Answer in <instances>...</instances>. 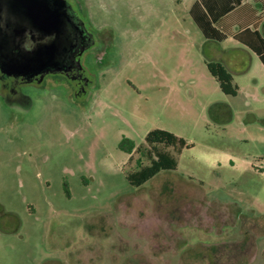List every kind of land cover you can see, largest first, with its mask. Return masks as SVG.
<instances>
[{
  "label": "rangeland",
  "instance_id": "1",
  "mask_svg": "<svg viewBox=\"0 0 264 264\" xmlns=\"http://www.w3.org/2000/svg\"><path fill=\"white\" fill-rule=\"evenodd\" d=\"M80 1L108 38L90 95L51 76L28 106L0 97V264H264V78L214 93L186 0ZM155 129L191 147L132 186L141 155L121 142Z\"/></svg>",
  "mask_w": 264,
  "mask_h": 264
},
{
  "label": "flooded vegetation",
  "instance_id": "2",
  "mask_svg": "<svg viewBox=\"0 0 264 264\" xmlns=\"http://www.w3.org/2000/svg\"><path fill=\"white\" fill-rule=\"evenodd\" d=\"M44 1L57 8L56 11L53 7L55 10L52 15L54 14L55 18L52 20L51 35L37 30L38 27L36 28L26 15L7 12L5 6L2 7V11L0 10V39L3 34L7 35L14 53L24 52L31 56L40 47H48L54 43L58 46L53 62L55 70H59V73L55 74H46L50 69L44 65L12 68L0 56V97L10 106L30 105L31 90L46 91L47 80L51 76L67 78L69 89L76 98L89 96L95 81L88 71L87 61L91 59L92 54L101 57L106 53L108 38L94 28L83 1ZM44 1L38 2L44 5ZM36 20L38 24L43 23L44 28L48 30L50 24L47 18L42 20L38 17ZM46 37L51 39L46 43L42 42ZM22 45L34 50L25 51Z\"/></svg>",
  "mask_w": 264,
  "mask_h": 264
},
{
  "label": "crops",
  "instance_id": "3",
  "mask_svg": "<svg viewBox=\"0 0 264 264\" xmlns=\"http://www.w3.org/2000/svg\"><path fill=\"white\" fill-rule=\"evenodd\" d=\"M186 1L187 20L184 21L188 24L187 32L190 38L197 40V43H188V50L195 48L196 58L206 67L208 61L222 63L232 74L234 84L239 88L238 95L242 90L241 81L251 79L254 85L259 86L260 79L257 76L261 75L264 78V75L252 73V70L253 67H259V64L264 68V63L256 51L264 48V0H243L231 11L226 9L232 0H207L213 10L212 18L216 20L214 27L226 35L223 41L206 38L196 23L192 9L200 0ZM196 12L199 17L208 19L202 8H198ZM208 73L204 75L208 87L216 94L226 95L209 70ZM212 110L216 113L215 119L221 123H230L234 120L232 105L228 103L217 102L212 106ZM259 121L264 122V117L259 118Z\"/></svg>",
  "mask_w": 264,
  "mask_h": 264
},
{
  "label": "trees",
  "instance_id": "4",
  "mask_svg": "<svg viewBox=\"0 0 264 264\" xmlns=\"http://www.w3.org/2000/svg\"><path fill=\"white\" fill-rule=\"evenodd\" d=\"M243 0H232L227 6V11L233 10L240 5ZM202 8L205 10V14L208 19L199 17L197 15V9ZM212 8L207 0H200L192 9V15L203 31L204 35L208 39L223 41L226 39V35L219 32L215 27V18H212ZM264 44V41H263ZM260 59L264 63V48L256 49ZM207 68L210 74L218 81L222 92L228 96L236 97L239 92V88L234 84L232 74L226 69V67L215 61H208ZM185 139L176 136L175 134L155 129L150 131L145 139V143L137 145L135 141L128 138H123L120 148L127 153L129 163L133 160V154L136 151L141 157L137 160V169L132 171L128 175V180L132 186L141 187L162 171L176 170L178 167V159L175 153L180 154L184 148H190ZM172 150L174 152H172ZM144 160L148 161V164H144Z\"/></svg>",
  "mask_w": 264,
  "mask_h": 264
},
{
  "label": "water",
  "instance_id": "5",
  "mask_svg": "<svg viewBox=\"0 0 264 264\" xmlns=\"http://www.w3.org/2000/svg\"><path fill=\"white\" fill-rule=\"evenodd\" d=\"M40 0H0V10L4 8L6 11H12L17 15H26L32 20V23L34 26H36L37 30L43 31L45 33L52 34L53 31V23L52 20L55 18L52 15L54 6L47 4L44 0V5L41 4V2H38ZM8 4V5H5ZM56 8V7H54ZM52 10V11H51ZM59 10V9H58ZM2 11V10H1ZM57 11V8H56ZM10 13V12H9ZM61 14V13H60ZM63 14H61L62 16ZM41 18L42 20H45L47 18V21L49 20V28L48 30L44 28V24L37 23V18ZM44 22V21H43ZM51 26V27H50ZM7 35L2 36L0 39V56L3 61H6V63L12 67V68H25V67H34L38 65H44L49 67V71L46 72V74L50 73H59V70H55L56 66L54 65V58L55 55L58 52V46H56V43L53 45H50L48 47L38 48L35 54L28 55L24 52L20 53H14V50L12 49V46L10 42L8 41Z\"/></svg>",
  "mask_w": 264,
  "mask_h": 264
},
{
  "label": "clouds",
  "instance_id": "6",
  "mask_svg": "<svg viewBox=\"0 0 264 264\" xmlns=\"http://www.w3.org/2000/svg\"><path fill=\"white\" fill-rule=\"evenodd\" d=\"M53 38H54V37H53ZM49 39H51V38L46 37L45 40L42 41V42L46 43ZM22 47H24V50H25V51H28V52L34 50V48H29V47H26V46H24V45H22Z\"/></svg>",
  "mask_w": 264,
  "mask_h": 264
}]
</instances>
